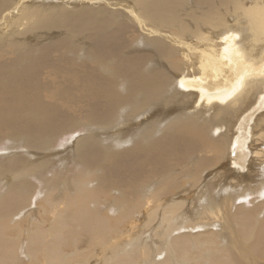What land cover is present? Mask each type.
<instances>
[{"label":"bare ground","instance_id":"1","mask_svg":"<svg viewBox=\"0 0 264 264\" xmlns=\"http://www.w3.org/2000/svg\"><path fill=\"white\" fill-rule=\"evenodd\" d=\"M0 264H264V0H0Z\"/></svg>","mask_w":264,"mask_h":264}]
</instances>
